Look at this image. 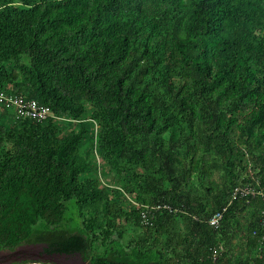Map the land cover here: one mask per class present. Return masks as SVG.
Returning a JSON list of instances; mask_svg holds the SVG:
<instances>
[{"label":"trees","instance_id":"16d2710c","mask_svg":"<svg viewBox=\"0 0 264 264\" xmlns=\"http://www.w3.org/2000/svg\"><path fill=\"white\" fill-rule=\"evenodd\" d=\"M0 92V250L264 264V0H0Z\"/></svg>","mask_w":264,"mask_h":264},{"label":"built area","instance_id":"2783aa9c","mask_svg":"<svg viewBox=\"0 0 264 264\" xmlns=\"http://www.w3.org/2000/svg\"><path fill=\"white\" fill-rule=\"evenodd\" d=\"M0 104L7 106H12L15 112L22 117H36L42 119L46 115H50V111L47 107L40 105L36 100L32 99L25 101L21 96H11L5 95L3 92H0ZM256 195L263 196V191L261 188H258L257 185H242L236 186L231 194V200H234L238 196L254 197ZM159 207V206H158ZM158 207H155L156 209ZM227 205L222 207L220 210L215 211L209 218L208 222L213 227H216L219 224L222 214L225 211ZM142 217L146 220V214L142 212ZM262 236L264 237V226L262 228ZM216 253V250L213 251Z\"/></svg>","mask_w":264,"mask_h":264},{"label":"rangeland","instance_id":"374dc122","mask_svg":"<svg viewBox=\"0 0 264 264\" xmlns=\"http://www.w3.org/2000/svg\"><path fill=\"white\" fill-rule=\"evenodd\" d=\"M238 234L239 233L237 232L234 237L235 244H234V251H232L233 254L239 252L240 249L242 248L243 241ZM38 245L27 247L28 250L34 252L33 255L29 257L17 259L15 260L14 264H83L78 254H71L69 256H66V255L44 253L46 255H43V252L40 250ZM36 253H38L39 255L36 256Z\"/></svg>","mask_w":264,"mask_h":264},{"label":"flooded vegetation","instance_id":"af4514ba","mask_svg":"<svg viewBox=\"0 0 264 264\" xmlns=\"http://www.w3.org/2000/svg\"><path fill=\"white\" fill-rule=\"evenodd\" d=\"M36 246L38 244L22 243L11 250H0V264H14L15 260L33 255L34 252L28 250L27 247ZM39 255L36 253V256ZM43 255L44 254L43 252ZM80 257V256H79Z\"/></svg>","mask_w":264,"mask_h":264},{"label":"water","instance_id":"95a60500","mask_svg":"<svg viewBox=\"0 0 264 264\" xmlns=\"http://www.w3.org/2000/svg\"><path fill=\"white\" fill-rule=\"evenodd\" d=\"M40 250L43 252V248L46 247V244H41V245H38ZM46 253V252H44ZM47 254V253H46ZM52 254H57V255H66V256H69V254H60V253H52Z\"/></svg>","mask_w":264,"mask_h":264}]
</instances>
